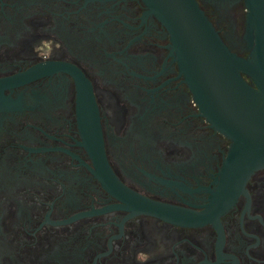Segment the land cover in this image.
<instances>
[{"label":"flooded vegetation","instance_id":"obj_1","mask_svg":"<svg viewBox=\"0 0 264 264\" xmlns=\"http://www.w3.org/2000/svg\"><path fill=\"white\" fill-rule=\"evenodd\" d=\"M196 1L245 56L243 1ZM230 147L145 0H0V264H264Z\"/></svg>","mask_w":264,"mask_h":264},{"label":"water","instance_id":"obj_2","mask_svg":"<svg viewBox=\"0 0 264 264\" xmlns=\"http://www.w3.org/2000/svg\"><path fill=\"white\" fill-rule=\"evenodd\" d=\"M166 27L175 56L208 121L231 140L221 176L231 191L264 168V0H242L241 56L196 0H145Z\"/></svg>","mask_w":264,"mask_h":264}]
</instances>
